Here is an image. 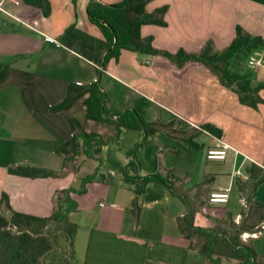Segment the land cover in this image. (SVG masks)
I'll list each match as a JSON object with an SVG mask.
<instances>
[{
    "label": "crops",
    "instance_id": "0c3cea01",
    "mask_svg": "<svg viewBox=\"0 0 264 264\" xmlns=\"http://www.w3.org/2000/svg\"><path fill=\"white\" fill-rule=\"evenodd\" d=\"M49 1L45 16L24 0H0V63L10 66L0 86V200L6 193L15 211L48 217L55 192L72 189L69 218L79 226L74 264H207L206 254L192 250L180 233L179 218L193 209L199 226L214 227L226 220L239 223L252 202L264 204V180L252 194L245 187L250 180L248 167L264 168V104L256 108L242 104L235 91L197 62L180 67L160 54L122 50L105 68L97 66L61 41L72 25L103 37L88 17L93 0H66L64 7ZM98 1L117 4L123 0ZM164 5L169 6L167 26L141 27L143 37H154V47L172 53L178 49L199 52L212 39L215 48L222 50L241 25L262 38L263 49L256 51L263 54V66L251 79L264 83V4L152 0L146 10ZM95 82L107 94L109 113L134 109L146 122L173 123L172 127L149 134L124 128L116 140L66 165L58 151L73 135L71 119L80 121L88 132L105 137L115 134L113 125L87 119L89 94L69 109H51L66 98L70 84ZM260 95L264 98V88ZM140 103L147 106L150 116ZM207 123L221 129L222 135L203 129ZM225 146V160L206 158L208 148ZM22 165L46 167L59 174L30 178L9 171ZM154 174L181 186L187 201L157 179L139 192L137 178ZM226 189L230 190L227 203L209 202L211 192ZM136 206L139 219L133 213ZM261 218L252 215L249 224L264 227ZM248 239L264 255V230Z\"/></svg>",
    "mask_w": 264,
    "mask_h": 264
},
{
    "label": "trees",
    "instance_id": "16d2710c",
    "mask_svg": "<svg viewBox=\"0 0 264 264\" xmlns=\"http://www.w3.org/2000/svg\"><path fill=\"white\" fill-rule=\"evenodd\" d=\"M152 0H123L117 4H107L98 0L91 1L87 13L90 21L97 25L103 37H95L87 34L77 25L66 29L61 37L62 45L81 54L88 61L97 66L106 67L110 59H118L122 50L142 53L144 55H162L178 66L188 62L203 64L217 75L224 86L235 91L242 104L256 108L264 104V98L260 95L264 83L255 84L251 75L241 73V66L246 49L252 47L258 50L261 47L262 38L252 35L244 27L238 25L235 30V38L230 45L222 50L215 48V42L209 39L199 52H188L178 49L172 53L154 47L153 36L143 37L141 27L144 25H168L165 15L169 10L168 5L160 6L153 11H147V5ZM264 4V0H253ZM42 10L45 16L49 15V0H24ZM251 55V54H250ZM250 55H247L249 58ZM247 58V61H248ZM248 64V62H247ZM8 63H0V86L9 72ZM85 99L87 106V119L104 122L113 125L115 134L105 137L97 132H88L77 119L70 120L73 132L71 138L59 148V154L64 157V163L75 160L80 154L91 155L96 146L108 144L116 140L124 128H137L147 134L157 130H169L173 123L160 124L158 122H146L134 109H129L121 114H111L107 109V94L98 83L70 84L66 98L51 109L55 112L69 109L75 101L88 95ZM203 129L221 136L222 130L207 123ZM11 174L37 177H54L58 175L54 170L40 166L10 167ZM250 180L245 185L250 194L254 193L264 180V168L252 164L248 167ZM62 173V172H61ZM141 184L139 192H142L148 182L157 181L166 184L176 195L187 201L185 190L176 186L173 182L168 184L157 174L145 178H137ZM70 190H57L54 194V208L48 217L30 215L18 212L12 208L10 198L6 193L0 200V264H74L77 257L74 250L77 223L69 218L72 206L69 196ZM250 210L239 223L234 221H218L214 227L199 226L195 224L196 210L190 209L187 214L179 218L180 233L189 240L192 250L203 252L207 257V264H264V255L255 251L251 239H243L242 234L264 230V227L251 226L249 224L252 215H260L264 220V204L252 202ZM140 208L133 210L139 219Z\"/></svg>",
    "mask_w": 264,
    "mask_h": 264
},
{
    "label": "built area",
    "instance_id": "2783aa9c",
    "mask_svg": "<svg viewBox=\"0 0 264 264\" xmlns=\"http://www.w3.org/2000/svg\"><path fill=\"white\" fill-rule=\"evenodd\" d=\"M248 64L249 66L254 69L257 70L260 67L263 66V54L261 52H255L254 54H251L248 58ZM228 156V146L225 147H210L207 149V159L212 160V161H222L225 160ZM238 176L242 175L241 171H237L236 173ZM230 190L226 189L224 191L221 192H211V194H209L208 200L211 204H225L228 202L229 197H230ZM256 232L251 234V235H247L246 233H244L242 235L243 239H248L251 236H255Z\"/></svg>",
    "mask_w": 264,
    "mask_h": 264
},
{
    "label": "rangeland",
    "instance_id": "374dc122",
    "mask_svg": "<svg viewBox=\"0 0 264 264\" xmlns=\"http://www.w3.org/2000/svg\"><path fill=\"white\" fill-rule=\"evenodd\" d=\"M55 2L60 6V7H64L65 6V2H66V0H55ZM118 3V2H117ZM59 22V21H58ZM262 47H260V50L262 51ZM255 51L256 50H254L252 47H249V48H247L246 49V54L247 55H250V54H254L255 53ZM256 52H258V51H256ZM143 55V54H142ZM247 55H244L243 56V58H242V60L244 61V62H242V64H241V66H239V71L241 72V73H246V74H249V75H251V74H253V72H255V70L254 69H252L250 66H248V64H247ZM109 63V62H108ZM107 65V64H106ZM104 85V84H103ZM131 93H133L134 94V92H132L131 91ZM131 95V94H130ZM135 100H137L136 98H134L133 99V101L135 102ZM143 101H147V99H142ZM141 104V103H140ZM150 104V103H149ZM141 110L144 112V113H146L147 115H151V114H149V112L147 111V106H143V104H141ZM101 123H103L104 124V122H101ZM103 135V134H102ZM225 264H227V263H225Z\"/></svg>",
    "mask_w": 264,
    "mask_h": 264
}]
</instances>
